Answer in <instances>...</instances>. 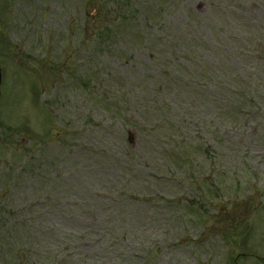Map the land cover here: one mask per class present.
Here are the masks:
<instances>
[{
    "label": "rangeland",
    "instance_id": "1",
    "mask_svg": "<svg viewBox=\"0 0 264 264\" xmlns=\"http://www.w3.org/2000/svg\"><path fill=\"white\" fill-rule=\"evenodd\" d=\"M115 4L0 0V264H264V0Z\"/></svg>",
    "mask_w": 264,
    "mask_h": 264
},
{
    "label": "trees",
    "instance_id": "2",
    "mask_svg": "<svg viewBox=\"0 0 264 264\" xmlns=\"http://www.w3.org/2000/svg\"><path fill=\"white\" fill-rule=\"evenodd\" d=\"M130 2H132V0H116V4H115V6H117V7H114V11L112 12L113 13V15H114V17L116 18V13H117V11H118V13L119 14H122L121 16V21L123 22V23H125L127 20H128V16H126V14H127V8H128V6H129V4L128 3H130ZM107 4L108 3H105V2H103L102 3V7L104 8L103 10H104V12H103V14H101V15H99V18H105V14H106V12H105V9H106V7H107ZM106 5V6H105ZM101 7V8H102ZM121 9V10H120ZM106 25V26H105ZM108 27H110L107 23H105L104 25H101L100 27H99V29H97L96 30V32H97V35L98 36H100V35H103V36H108L107 38H109L110 36H112L113 34H114V30H109L108 29ZM117 30V29H116Z\"/></svg>",
    "mask_w": 264,
    "mask_h": 264
},
{
    "label": "water",
    "instance_id": "3",
    "mask_svg": "<svg viewBox=\"0 0 264 264\" xmlns=\"http://www.w3.org/2000/svg\"><path fill=\"white\" fill-rule=\"evenodd\" d=\"M0 82H1V74H0ZM129 140H131V139H129Z\"/></svg>",
    "mask_w": 264,
    "mask_h": 264
}]
</instances>
